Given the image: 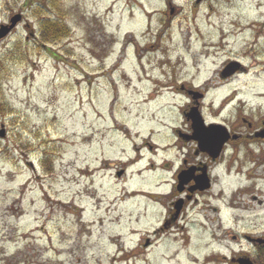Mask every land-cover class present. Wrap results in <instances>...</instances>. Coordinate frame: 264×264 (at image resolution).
Returning <instances> with one entry per match:
<instances>
[{
	"label": "rangeland",
	"instance_id": "374dc122",
	"mask_svg": "<svg viewBox=\"0 0 264 264\" xmlns=\"http://www.w3.org/2000/svg\"><path fill=\"white\" fill-rule=\"evenodd\" d=\"M55 3L71 34L47 48L35 35L52 1L0 0V26L20 16L0 40V264H122L114 245L157 221L140 194L159 171L120 180L100 161L125 158V129L166 114L165 94L146 99L159 73L210 77L255 41L260 60L241 58L251 70L214 94L263 90L264 0Z\"/></svg>",
	"mask_w": 264,
	"mask_h": 264
},
{
	"label": "flooded vegetation",
	"instance_id": "af4514ba",
	"mask_svg": "<svg viewBox=\"0 0 264 264\" xmlns=\"http://www.w3.org/2000/svg\"><path fill=\"white\" fill-rule=\"evenodd\" d=\"M257 51L253 41L210 77L180 79L170 70L151 78L147 102L165 94L171 101L161 106L166 114L152 113L145 133L126 128V157L102 158L97 168L113 170L120 180L128 172L158 170L141 208L157 221L132 229L140 233L137 242L114 245L112 262L264 264V89L253 99L237 85L214 94L247 74L251 67L241 58L259 61Z\"/></svg>",
	"mask_w": 264,
	"mask_h": 264
},
{
	"label": "trees",
	"instance_id": "16d2710c",
	"mask_svg": "<svg viewBox=\"0 0 264 264\" xmlns=\"http://www.w3.org/2000/svg\"><path fill=\"white\" fill-rule=\"evenodd\" d=\"M51 1L52 8L56 11V14L50 17L47 15L40 21L41 24L39 25V31L37 33L38 35H35V40H37L36 44L40 47L46 46L47 48H50L52 47V44L57 43L59 40H61V38L64 39L69 37L71 34L70 27L62 19L63 15L61 8L55 3V0ZM38 5L39 9L46 11L47 8L45 7V4L39 2Z\"/></svg>",
	"mask_w": 264,
	"mask_h": 264
},
{
	"label": "water",
	"instance_id": "95a60500",
	"mask_svg": "<svg viewBox=\"0 0 264 264\" xmlns=\"http://www.w3.org/2000/svg\"><path fill=\"white\" fill-rule=\"evenodd\" d=\"M199 1L200 0H197V3ZM18 19H20V16H16L15 18H11L10 24L0 26V39L5 37L8 34V32H10L12 30V28L16 25V22L18 21ZM3 135H4L3 132L0 131V136L3 137Z\"/></svg>",
	"mask_w": 264,
	"mask_h": 264
},
{
	"label": "bare ground",
	"instance_id": "6f19581e",
	"mask_svg": "<svg viewBox=\"0 0 264 264\" xmlns=\"http://www.w3.org/2000/svg\"><path fill=\"white\" fill-rule=\"evenodd\" d=\"M141 196H143L144 194H140Z\"/></svg>",
	"mask_w": 264,
	"mask_h": 264
}]
</instances>
